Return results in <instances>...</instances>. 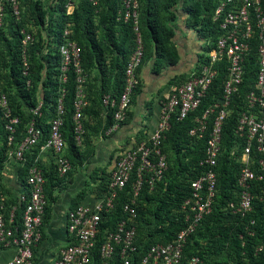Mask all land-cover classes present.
I'll list each match as a JSON object with an SVG mask.
<instances>
[{
    "label": "built area",
    "instance_id": "2783aa9c",
    "mask_svg": "<svg viewBox=\"0 0 264 264\" xmlns=\"http://www.w3.org/2000/svg\"><path fill=\"white\" fill-rule=\"evenodd\" d=\"M97 6L98 0H88ZM6 7L15 22L21 20L19 0H0V29L6 17ZM73 10L72 3L66 5V12ZM116 21L131 26L133 49L124 67L123 87L117 96L105 93L100 98V106L107 118L112 114V123L107 127V134L116 131L127 119L133 94L138 87V69L144 57V45L139 26V1L121 0V7ZM212 21L217 24L220 34L212 49L204 53L203 62L194 72L160 98V115L158 125L148 138L139 141L130 149L122 150L109 177L99 182L100 201L93 208L76 205L67 212L66 229L71 236V243L62 248L54 264H91L96 249L99 264H111L117 259L119 264H181L184 250L192 234L208 216L217 195V167L221 154L222 129L231 116L234 96L245 80V63L253 48L256 49V73L254 83L242 96L241 106L236 116L233 129L235 137L231 155L240 152L238 162L241 167L237 176L238 193L227 207L243 221L239 239L255 237L253 218L254 201L264 199V8L262 0H220ZM20 38V61L22 75L30 74L28 48L34 42L33 32L22 27L18 30ZM71 30L66 28L62 34L61 44L57 47L60 56L59 82L60 95L57 99L54 117L49 122L47 138L39 147L48 149L54 156V170L58 178H65L72 170L66 155V143L62 126L64 115L63 99L65 85L69 74H73L75 96L73 100V134L76 145L80 148L84 134V110L88 107L85 93L88 76L81 64V49L71 37ZM223 70L225 77L221 84V96L198 116L195 125L189 129L188 136L201 140L207 134L204 156L198 162L200 173L190 182L187 196L179 203L176 221L181 228L168 242H155L145 246L139 244L138 207L142 203L141 193L145 190L151 194L161 183L167 172V157L163 152L162 142L171 127L172 118L184 120L196 111L206 100L218 72ZM31 86V81H26ZM42 102L29 110L31 118L26 126L24 137L15 144L16 133L20 123L13 114L7 94L0 85V122L7 132V163H16L22 168L26 163V154H31L40 142L43 134L37 126L36 118L41 115ZM212 127L209 129V122ZM4 164V165H5ZM43 170L36 159L27 168L25 183L27 191L21 196L25 206L20 223L13 222L15 208L8 211L4 199L0 197V245L14 247L15 256L7 264H32L33 251L42 237V226L47 201L44 194ZM124 193L122 205L123 218L112 228L101 232V224L106 214L114 209L119 195ZM144 238V242L148 241ZM99 243V244H98ZM241 247H244L242 242ZM263 245L253 247V254L263 251ZM245 256V252L241 253ZM185 264H205L197 255H192ZM227 264H235L229 261Z\"/></svg>",
    "mask_w": 264,
    "mask_h": 264
},
{
    "label": "trees",
    "instance_id": "16d2710c",
    "mask_svg": "<svg viewBox=\"0 0 264 264\" xmlns=\"http://www.w3.org/2000/svg\"><path fill=\"white\" fill-rule=\"evenodd\" d=\"M19 1L21 20L15 22L9 8L6 7L4 25L0 29V85L7 94L13 114L20 119L15 144L25 135L26 126L31 118L29 110L36 107L38 102H42L41 115L36 118V123L43 136L32 153L26 154V163L20 172L25 177L27 168L34 162L39 147L44 144L48 136L49 122L55 114L61 89L58 78L60 56L57 47L61 44L64 29L71 30L72 39L81 49V64L86 74L88 75L93 69L99 73L102 82L99 104L101 96L107 93L106 83L110 78L111 80L115 78V71L118 72L116 79L119 92L112 95L117 96L122 90L124 67L133 49V33L129 24L116 21L121 0H98L97 6H92L88 0H78L70 14L66 12V5L71 0H51L53 8L48 7L47 9L42 8V0ZM138 1L139 26L144 45L143 61L148 56L152 57L154 69L157 71L176 64L178 60V53L172 45V39L175 36L174 10L179 2L182 1L183 13L187 15V26L193 28L206 41L204 53L212 49L220 34L217 24L212 21L220 0ZM53 12L55 15L52 14ZM22 27L28 28L35 37L34 42L28 48L30 62L28 77L22 75L19 58L18 30ZM255 52L256 49L253 48L245 63L244 83L234 96L232 104L234 111L223 125L221 154L217 167L218 191L212 211L203 219L197 231L190 236L181 264H185L192 255L199 256L205 264H227L229 261H233L235 264H264V249L257 255H254L252 250L258 245H263L264 248V199L263 201H254L255 210L252 216L256 220V226L253 227L256 233L255 237L245 236L243 240L239 239L243 221L227 207L228 202L234 201L238 193L236 181L241 167L238 162L240 152L237 151L235 156H232L230 152L235 142L233 129L242 96L250 89L255 80L257 68ZM111 55H116V57L108 61V57ZM203 55L200 56L196 68L199 63L203 62ZM224 77L225 72L219 71L206 100L196 111L190 113L184 120H177L174 117L170 122L171 127L162 142L163 152L167 157V172L151 194L144 190L140 196L142 203L138 207L137 228L140 236L138 243L143 244L140 251L152 243L170 241L181 228L180 223L176 221V211L179 203L188 194L190 182L200 173L197 164L204 156L207 138L206 134L201 140L191 139L188 136V131L195 125L196 118L201 115L203 110L214 99L221 96V84ZM28 79L31 81L30 87L26 86ZM75 88L74 76L70 73L63 99L62 133L66 143L65 152L72 167L81 165L87 158L81 154L80 148L74 141L72 103ZM85 113H87V109L84 110ZM111 123L112 114L109 113L105 128ZM211 127L212 121L209 122V129ZM6 143L7 132L0 122V174L7 161ZM170 153L176 156L172 165L169 163ZM44 178L46 179L44 184L47 201L46 213L48 202L52 199V191L63 183V178H58L55 170L54 173L44 172ZM24 184L26 187L25 178ZM123 203L124 193H121L114 209L105 215L106 219L101 224V232L104 229L112 228L117 221L123 218ZM24 206V202L20 200L18 208L21 212ZM5 207L8 213L6 204ZM16 216H14L13 222L15 225H19L20 220L17 221ZM145 237L149 239L146 243H142ZM242 242H244V247H241ZM97 247L91 260V263L94 262V264H99ZM242 252H245L243 257L241 256ZM111 264L119 263L115 258Z\"/></svg>",
    "mask_w": 264,
    "mask_h": 264
},
{
    "label": "crops",
    "instance_id": "0c3cea01",
    "mask_svg": "<svg viewBox=\"0 0 264 264\" xmlns=\"http://www.w3.org/2000/svg\"><path fill=\"white\" fill-rule=\"evenodd\" d=\"M262 3L264 8V0ZM181 5L182 1L174 10L175 36L172 45L178 53L176 64L157 71L154 69L152 57L148 56L143 61L138 69L139 84L133 94L127 119L110 135L105 128L107 118L98 102L102 90L99 73L93 69L87 75L85 93L88 107L83 118L84 146H80L81 154L87 158L81 165L74 166L73 171L62 179L63 183L52 191V199L48 202L43 220L42 237L33 251L32 264H54L60 250L72 240L66 229L69 209L76 204L93 208L100 201L99 182L109 177L119 153L153 134L159 122L160 98L194 72L206 41L193 28L187 26V15L183 13ZM199 39L202 40V45L198 44ZM115 57L116 55L109 56L108 61ZM114 73L115 78H110L106 83L109 94L119 92L116 79L118 72ZM35 159L43 172L54 173V156L51 151L41 149ZM21 169L16 163H7L0 174V196L9 211L15 208L17 221L22 214L18 208L19 202L27 191ZM6 215L8 217V213ZM15 253L14 247L0 245V264H7Z\"/></svg>",
    "mask_w": 264,
    "mask_h": 264
},
{
    "label": "rangeland",
    "instance_id": "374dc122",
    "mask_svg": "<svg viewBox=\"0 0 264 264\" xmlns=\"http://www.w3.org/2000/svg\"><path fill=\"white\" fill-rule=\"evenodd\" d=\"M72 1V5H75L76 3H77V1L78 0H71ZM71 1H70V3H71ZM48 7H51V8H53V5H52V1L51 0H42V8H44V9H47ZM53 15H55V13L53 12L52 13ZM198 42V44H200V45H202V40H198L197 41ZM204 45L206 44V43H203ZM199 51V50H198ZM201 52V51H200ZM202 54H204V52H202ZM184 81H185V79H184ZM82 146H84V141L82 142V144H81ZM81 146V147H82ZM169 157H170V161H169V163L172 165V163L176 160V156L173 154V153H170L169 154ZM76 166H78V165H76ZM73 169H74V166L72 167V171H73ZM70 174V173H69ZM68 174V175H69ZM67 175V176H68ZM66 176V177H67ZM65 177V178H66Z\"/></svg>",
    "mask_w": 264,
    "mask_h": 264
}]
</instances>
